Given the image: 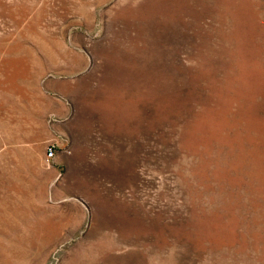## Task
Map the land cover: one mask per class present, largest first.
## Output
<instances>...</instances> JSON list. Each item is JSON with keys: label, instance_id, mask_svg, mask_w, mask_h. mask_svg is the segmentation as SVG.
Instances as JSON below:
<instances>
[{"label": "rangeland", "instance_id": "1", "mask_svg": "<svg viewBox=\"0 0 264 264\" xmlns=\"http://www.w3.org/2000/svg\"><path fill=\"white\" fill-rule=\"evenodd\" d=\"M0 264H264V0H0Z\"/></svg>", "mask_w": 264, "mask_h": 264}, {"label": "built area", "instance_id": "2", "mask_svg": "<svg viewBox=\"0 0 264 264\" xmlns=\"http://www.w3.org/2000/svg\"><path fill=\"white\" fill-rule=\"evenodd\" d=\"M55 155V149L54 147L50 146L46 150V159L51 160Z\"/></svg>", "mask_w": 264, "mask_h": 264}]
</instances>
